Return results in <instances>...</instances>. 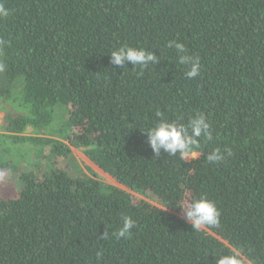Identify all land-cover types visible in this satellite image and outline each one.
<instances>
[{"label": "trees", "instance_id": "16d2710c", "mask_svg": "<svg viewBox=\"0 0 264 264\" xmlns=\"http://www.w3.org/2000/svg\"><path fill=\"white\" fill-rule=\"evenodd\" d=\"M2 2L0 171L19 182L0 196V264H216L233 252L264 264V0ZM170 40L200 57L197 77ZM123 45L160 61L118 68L110 52ZM157 108L206 116L198 157L153 156ZM16 147L53 166L20 169ZM217 147L231 154L210 164ZM73 148L87 171L60 166ZM201 195L220 223L197 231L181 206ZM125 216L136 226L117 239Z\"/></svg>", "mask_w": 264, "mask_h": 264}, {"label": "clouds", "instance_id": "9594fccd", "mask_svg": "<svg viewBox=\"0 0 264 264\" xmlns=\"http://www.w3.org/2000/svg\"><path fill=\"white\" fill-rule=\"evenodd\" d=\"M10 14L0 0V17H7ZM169 49H175L179 58V63L185 66V76L188 79L197 77L201 71V60L198 55L190 54L185 45L176 40L168 41L166 45ZM160 61L159 56L153 51L142 47L123 45L114 48L110 52V63L118 68H123L131 64L133 67L147 68L156 65ZM152 126L145 130L147 141L153 151V156L158 158L166 153L168 156H179L183 161L195 158L199 148L201 137L212 140L211 125L203 113L190 118L186 123L168 119L159 108L155 111ZM225 152L231 154L230 149L222 151L219 147L210 151L206 160L208 163H220L226 158ZM184 218L194 230H200L202 226H218L220 223V211L216 203L207 195L192 198L190 202L181 206ZM136 226V222L128 216L123 217L122 224L113 235L119 239L129 237L131 230ZM108 233L104 232L102 238H107ZM239 253L233 252L223 254L216 258V264H241L237 259ZM100 256V253H97Z\"/></svg>", "mask_w": 264, "mask_h": 264}, {"label": "rangeland", "instance_id": "374dc122", "mask_svg": "<svg viewBox=\"0 0 264 264\" xmlns=\"http://www.w3.org/2000/svg\"><path fill=\"white\" fill-rule=\"evenodd\" d=\"M2 113H0V124H1V117H2ZM20 148V149H19ZM74 149V153L72 157H68L66 160H62L61 161V165L60 166H65L67 168L70 169V171L72 173H77L78 170L81 171L82 170H86L87 171V167L85 166V157L83 156V154L80 152V150H76ZM32 153V149H28V150H23L21 149V147H16L14 149L13 154L11 155L12 160L14 161V163H18L19 162L22 164L20 166V169L24 168V166L27 167V169H34V165H39L43 170H47L50 169L53 166L54 160L50 161L49 157L46 155L45 158L42 159H35L34 156L35 155H31ZM199 154L197 153L198 157ZM100 172V176L102 179L106 180V181H111L112 179L111 177L107 176L105 173ZM18 175H19V171H13L11 173H7L6 170H1L0 171V196H2V193L5 192L6 190H9L11 187L14 186L15 183L19 182L18 179ZM11 195V194H9ZM139 198H142L144 196L140 195V194H136ZM148 199H152V201L154 203L157 202L156 199L151 198L149 195L145 196Z\"/></svg>", "mask_w": 264, "mask_h": 264}]
</instances>
